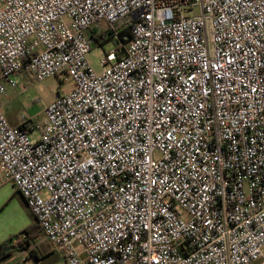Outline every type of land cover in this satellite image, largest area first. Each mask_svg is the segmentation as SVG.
Masks as SVG:
<instances>
[{"label":"built area","instance_id":"built-area-1","mask_svg":"<svg viewBox=\"0 0 264 264\" xmlns=\"http://www.w3.org/2000/svg\"><path fill=\"white\" fill-rule=\"evenodd\" d=\"M60 74L12 126L17 78ZM4 183L66 264H264V0H0Z\"/></svg>","mask_w":264,"mask_h":264},{"label":"rangeland","instance_id":"rangeland-1","mask_svg":"<svg viewBox=\"0 0 264 264\" xmlns=\"http://www.w3.org/2000/svg\"><path fill=\"white\" fill-rule=\"evenodd\" d=\"M92 34H102V38L93 47L88 55V61L96 72L103 70L102 59L115 49V41L109 37L107 23L100 21L91 31ZM18 88L9 89L3 96L4 114L9 122L35 123L43 121L45 108L50 105L58 95L69 92L73 83L67 80L65 74L56 77L38 80L32 76L17 78ZM20 199V200H18ZM35 221L27 206L21 201L19 195L12 197L10 191L0 186V228L11 237L20 236L33 225ZM40 249L45 257L37 261L29 256L28 251L15 252L13 258L2 261L0 264H66L54 246L43 236L39 237L30 249ZM256 264V263H255Z\"/></svg>","mask_w":264,"mask_h":264},{"label":"trees","instance_id":"trees-1","mask_svg":"<svg viewBox=\"0 0 264 264\" xmlns=\"http://www.w3.org/2000/svg\"><path fill=\"white\" fill-rule=\"evenodd\" d=\"M94 37L99 41L103 36L102 34H96ZM109 37L112 38L111 33ZM23 234H25V238H22V235L15 236L0 244V262L15 252L28 250H30L28 252L29 256L34 257L37 261L43 260L45 255L42 250L38 248L30 249L31 246L36 243L37 239L42 236V231L37 221L35 220L30 229Z\"/></svg>","mask_w":264,"mask_h":264},{"label":"crops","instance_id":"crops-1","mask_svg":"<svg viewBox=\"0 0 264 264\" xmlns=\"http://www.w3.org/2000/svg\"><path fill=\"white\" fill-rule=\"evenodd\" d=\"M3 109H4V107H3ZM10 124H11L12 126L19 127V126H21L22 123H19V122H15V123L10 122ZM0 186H1L2 188H4L6 191H10V193L12 194V197H17V195H19L20 198H21V201L26 205V203H25L23 197L20 195L19 191L16 189V187H15L13 184H11V183H6V184H5V183H4V184H1ZM18 200H20V199H18ZM27 208H28V207H27ZM34 219H35V218H34ZM34 222H35V221H33V223H34ZM11 236H12V235H8L7 232H5L3 229L0 228V244L4 243V242L7 241L8 239H10ZM14 255H15V254L13 253V254L7 256V257L5 258V260H7V259L10 260V258L12 259ZM5 260H3V261H5ZM0 263H1V262H0Z\"/></svg>","mask_w":264,"mask_h":264}]
</instances>
